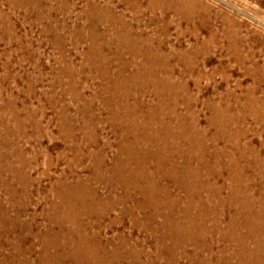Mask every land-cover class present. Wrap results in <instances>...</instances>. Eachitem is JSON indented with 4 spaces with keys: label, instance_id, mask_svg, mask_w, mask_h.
Returning a JSON list of instances; mask_svg holds the SVG:
<instances>
[{
    "label": "rangeland",
    "instance_id": "obj_1",
    "mask_svg": "<svg viewBox=\"0 0 264 264\" xmlns=\"http://www.w3.org/2000/svg\"><path fill=\"white\" fill-rule=\"evenodd\" d=\"M162 1L167 9L151 10L148 0H0V264H12L7 257L21 237L32 248L29 260L44 264L42 243H51L44 233L59 229L50 215L65 230L79 223L91 244L119 248L124 264L264 262L246 220L249 211L258 215L263 240L264 0ZM160 100L193 142L179 137L182 152L172 155L180 184L156 172L152 155L142 165L159 187L150 193L141 181L139 193L108 171L116 157L127 158L119 150L125 125ZM189 160L194 174L184 175ZM159 168L171 173L167 164ZM75 180L99 201L70 199L64 218L58 191ZM142 193L160 199L161 216L172 207L179 231L160 241L150 205L135 207Z\"/></svg>",
    "mask_w": 264,
    "mask_h": 264
},
{
    "label": "bare ground",
    "instance_id": "obj_2",
    "mask_svg": "<svg viewBox=\"0 0 264 264\" xmlns=\"http://www.w3.org/2000/svg\"><path fill=\"white\" fill-rule=\"evenodd\" d=\"M148 8L151 10H156L158 8H160L161 10L167 9L168 8V3H166L165 1L162 0H148ZM170 2V0H169ZM128 3V2H127ZM130 4V3H129ZM170 9V8H169ZM168 9V10H169ZM178 9H176L177 11ZM167 11V10H166ZM117 13V12H116ZM183 13V12H182ZM112 18V17H111ZM204 19V18H203ZM159 23V22H158ZM121 25V24H120ZM171 35V34H170ZM126 36V35H125ZM124 36V37H125ZM165 37V36H164ZM120 41V39H118ZM125 41V40H124ZM135 41V40H134ZM123 42V41H122ZM126 42V41H125ZM139 42V40H138ZM124 43V42H123ZM136 45V44H135ZM142 45V44H141ZM180 47V46H179ZM129 49V48H128ZM189 49V48H188ZM177 50V49H176ZM131 51V50H130ZM144 51V50H143ZM148 51V50H147ZM156 52V51H155ZM186 52V51H185ZM118 53V52H117ZM143 54V53H142ZM149 54V53H148ZM153 54V53H152ZM179 54V53H178ZM132 55V54H131ZM155 55V54H154ZM162 56V54H161ZM187 56V55H186ZM151 58V57H150ZM149 58V59H150ZM165 58V57H163ZM162 58V59H163ZM132 59V58H131ZM159 59V58H158ZM119 60V59H118ZM152 60V59H151ZM150 60V61H151ZM126 61V60H124ZM153 61V60H152ZM147 62V61H146ZM149 62V61H148ZM160 62V61H159ZM119 63V62H117ZM143 63V62H142ZM141 63V64H142ZM161 63V62H160ZM165 63V62H164ZM153 64V63H152ZM117 65V64H115ZM127 65H123L122 64V69L120 71H125ZM130 66V65H129ZM148 66V65H147ZM155 66V65H154ZM158 66V65H157ZM139 67V66H137ZM152 67V66H151ZM135 68V67H134ZM141 70L145 69V67L143 68V66L141 65ZM159 68V67H158ZM98 69V68H97ZM120 69V68H119ZM129 69V68H128ZM139 69V68H138ZM149 69V68H148ZM127 70V69H126ZM161 70V69H159ZM136 71V70H135ZM118 72V71H117ZM128 72V71H127ZM150 73H153V70L149 71ZM115 73V72H114ZM141 73V72H140ZM125 74V73H124ZM137 74V73H136ZM148 74V73H147ZM155 74V73H154ZM138 75V74H137ZM134 75L133 76H136ZM145 75V74H144ZM123 76V75H122ZM127 76V75H126ZM154 77V76H153ZM136 79V78H135ZM117 81V80H116ZM126 81V80H125ZM156 84H157V80ZM123 82V81H122ZM121 82V83H122ZM142 82V81H141ZM118 85V84H117ZM128 86V85H127ZM130 86V85H129ZM122 87V86H121ZM133 87V86H132ZM141 87V86H140ZM120 88V87H119ZM130 88V87H129ZM158 88V87H157ZM125 90V89H123ZM130 91V90H129ZM226 91V90H225ZM126 93V92H125ZM129 94V93H128ZM128 96V95H127ZM124 99V98H123ZM121 99V100H123ZM111 100V99H109ZM119 103V101H117ZM159 103L153 107H149L148 112H147V116L146 118H144L142 116L141 120L139 122L135 121H131L125 125L124 127V139H122V144L119 148L120 153L126 155L127 158H124L126 161H124V159L122 157H116L114 159L113 165L109 168V176L114 175L117 177V184L118 182L120 184H124V186H132L136 191H138L139 193H141L144 189V187H140L139 184L141 181H145L148 182V186L150 188V193L153 192L154 189H157L159 187V185L157 183H155L153 181V178L151 179L148 175L144 166L142 165V163H144L146 161V159H148L150 156L152 155H156L158 158V163L159 167L163 168V165L165 166L166 164L169 166V170H171V173L169 171H164L161 168H157L156 172H161L163 174L164 177H171V180L174 181V183L176 184H180L179 182V165L174 162V158L172 157V155L175 154H179L181 153V149L180 147H178V138L181 141L180 144L182 142H189L192 143L193 142V134H188L187 132H181L185 126H183V124L181 123L183 120L181 117L178 118H174L173 120V115L170 116V118H172V121L170 120V118L168 117V114L170 115L171 113H169L170 111L164 113V100H160L158 101ZM212 102V101H211ZM130 103V102H129ZM116 104V101H115ZM118 105V104H117ZM128 107V106H127ZM121 109V108H120ZM135 109V108H134ZM126 110V109H125ZM139 110V109H138ZM166 110V108H165ZM129 111V110H128ZM163 117L161 118V120H159V118H156L155 114L156 112L161 113ZM114 112V111H113ZM118 112V111H117ZM124 112V111H123ZM132 112V114H134V111H130ZM116 113V111H115ZM143 113V112H142ZM125 114V113H123ZM129 114V112H128ZM164 114L167 115V118H164ZM141 115V114H140ZM122 116V115H121ZM129 116V115H128ZM139 117V116H138ZM117 118V117H116ZM121 118V117H120ZM140 118V117H139ZM111 119V118H110ZM119 119V118H118ZM115 120V119H114ZM88 121V120H87ZM112 121V120H111ZM116 121V120H115ZM129 121V120H127ZM176 123H175V122ZM114 122V121H113ZM172 123L176 124V129L172 128ZM125 124V122L123 123ZM120 125V124H119ZM178 125L180 132H178ZM123 127V126H121ZM118 128V127H117ZM85 130V129H84ZM121 130V129H120ZM70 137V136H69ZM171 138L176 139L175 143H173L172 146H170L169 141ZM121 141V140H120ZM249 141V140H248ZM172 144V143H171ZM202 144V143H201ZM253 145V144H252ZM119 147V146H118ZM191 147V146H190ZM194 147V146H193ZM237 147V146H236ZM186 148V147H185ZM185 152V151H184ZM194 152V151H193ZM233 155V154H232ZM136 161H133V160ZM153 159V158H152ZM186 159H190L189 157H187ZM231 160V159H230ZM101 161V160H100ZM135 162V166L132 168V170H130L131 168L129 167L128 164H130V162ZM189 161H186L185 165L183 166V172L184 175H186L187 173H191L194 174V170H191V168L189 167L188 163ZM235 162V161H233ZM162 163V164H161ZM230 163V162H229ZM237 163V162H236ZM103 164V163H102ZM132 164V163H131ZM234 164V163H233ZM228 165V164H227ZM232 164H230L231 166ZM98 166V165H97ZM101 166V165H100ZM148 166V164H147ZM216 168V167H215ZM233 168V167H232ZM240 168V167H239ZM98 169V168H97ZM238 169V168H237ZM95 170V169H94ZM235 170V169H234ZM233 171V170H232ZM229 172V171H228ZM233 173V172H232ZM240 173V172H239ZM242 173V172H241ZM99 174V173H98ZM105 176V175H104ZM108 175H106L105 177H102V179H106ZM192 177V176H191ZM233 177V176H231ZM239 179V178H238ZM241 179V178H240ZM236 180V179H235ZM133 181V182H131ZM242 181V180H241ZM240 181V182H241ZM245 182V181H244ZM60 183V182H59ZM182 184V183H181ZM189 185V186H188ZM249 185V184H248ZM182 186H184L186 189L188 187H191V185L187 182L186 184H183ZM60 187H62L61 191H58V196H59V202L60 204H63V206L65 207V209H63V211L65 212L63 215L64 218H68V216H66V214L69 212V208L66 206L71 199L72 203V199H76L78 200V202L80 201L82 204L84 203H95L96 201L98 202L99 200H97L95 198V195L93 192L84 194L85 191L83 192V194L81 193L83 184L81 182H79V180H75L74 184H67L65 182V184L60 185ZM178 187V186H177ZM233 187V185H232ZM236 187V186H235ZM238 187V186H237ZM130 188V187H129ZM179 188V187H178ZM257 188V187H256ZM89 189V188H88ZM128 189V188H127ZM161 189V188H159ZM235 189V188H234ZM253 189V188H252ZM83 190H87V188ZM165 190V189H162ZM231 190V189H230ZM166 191V190H165ZM236 191V190H235ZM239 191V190H238ZM242 191V190H241ZM144 194V195H143ZM238 194V193H237ZM143 195V200L141 202H137V204L135 205L136 209L138 208H144L145 205H150L151 207V214H149L148 216V221L150 222L149 226L155 230V226H152V223L154 222V219H160L159 221H161V223H159V227H160V235L163 237L162 240H160L161 242L164 241L167 237L170 238L171 236H173V233L178 230V228L180 226H182V223H178V221H175V217L174 215L171 216L172 212H174V210L172 209V207L170 205L172 204H176L178 201L177 200H173L172 202H169L167 205H169L171 208L169 210V212H166L165 215L161 216V212L159 210V207L157 206L160 202V199H153L150 200L148 195L145 193H142ZM160 195V194H159ZM239 195V194H238ZM262 195V194H261ZM125 196V195H124ZM162 196V195H161ZM165 196V195H164ZM170 196V195H169ZM146 197V198H145ZM188 197L190 198L191 196L188 195ZM232 197V196H231ZM191 199V198H190ZM235 199V198H234ZM239 199V198H238ZM242 199V198H241ZM240 199V200H241ZM140 201V200H139ZM151 201V202H150ZM188 201V200H187ZM235 201V200H234ZM231 202V201H230ZM240 202V201H239ZM217 203V202H216ZM223 203V202H222ZM91 205V204H89ZM97 206V205H96ZM99 207L101 205H98ZM54 208H52V212H56V210H59L57 204L53 206ZM67 207V208H66ZM102 208H100L101 213L105 212V209L103 208V206H101ZM189 207V206H188ZM162 208V207H161ZM95 207L91 206L88 207L87 211H90L93 213ZM97 209V207H96ZM104 209V210H103ZM189 209V208H188ZM76 210V208H75ZM99 210V209H98ZM214 210V209H213ZM225 210V209H224ZM252 210V209H251ZM97 211V210H96ZM172 211V212H171ZM248 212V211H247ZM246 212V213H247ZM187 213V212H185ZM220 213V212H219ZM95 214H99V212L97 211V213ZM131 214V213H130ZM199 214V213H198ZM101 215V214H99ZM202 215V214H201ZM176 216V215H175ZM258 215L253 213L251 214L250 211L248 212L247 215V225H249L248 229H249V233L252 237L253 243L256 247L255 250H259V249H264V239H262V237H259L257 235L258 232H260L259 229V223H255V221H258ZM261 216V215H260ZM178 217V216H177ZM187 218L190 216H186ZM237 217L235 216H231L230 217V223L233 224V222L236 220ZM50 219V221L57 223L58 222V232L56 231V233H54V230L52 228L47 229V231L44 233V235L47 238V234L48 236H51V243L50 245H48V243L43 242L42 243V247H41V252L39 253V260L41 262H43L44 264H64V260H68L69 258V262L70 264H124V262H122L123 260L121 258H119L121 252L119 248L114 247H110V250H106L103 246V244L101 243H94L91 244L90 237H92V235H89L85 232L82 231V226L78 223H74V225H76L75 231L73 230H69V229H64L60 223H59V219L55 217H53L52 215H50V217L48 218ZM193 219V218H192ZM141 220V219H140ZM189 221H191V217L190 219H188ZM70 221V220H69ZM72 221V220H71ZM72 223V222H71ZM172 223V224H169ZM245 224V223H244ZM56 225V224H55ZM36 226V225H35ZM89 227V226H88ZM188 227V226H186ZM72 228V227H71ZM189 228V227H188ZM186 228V229H188ZM191 228V227H190ZM217 228V227H216ZM227 228V227H226ZM184 230V229H183ZM235 230V229H234ZM179 231V230H178ZM177 231V232H178ZM73 232H75L77 234V236L74 238L73 237ZM263 233V232H262ZM95 234V233H94ZM175 234V233H174ZM189 234V233H188ZM261 234V233H260ZM262 235V234H261ZM96 236V235H95ZM231 236V235H230ZM57 237H62V240L60 241H65V243L61 244L59 243L60 241H58ZM97 237V236H96ZM209 237V236H208ZM229 237V236H228ZM244 237V236H243ZM224 238V237H223ZM24 239V237L18 238V241L14 242V251L11 253V255H9L7 257V260L11 261L12 264H35L33 261L29 260V256L28 253L32 252V248L28 247V246H22L23 244L21 243V241ZM185 239V238H184ZM183 239V240H184ZM225 239V238H224ZM247 239V238H246ZM27 242V241H26ZM25 242V243H26ZM96 242V241H95ZM194 242V241H192ZM108 243V242H107ZM175 243V242H173ZM235 245V244H234ZM50 246V247H49ZM215 246V245H214ZM245 246V245H244ZM53 249V253H49L48 249ZM176 247H178L177 245H175L173 248L174 250L176 249ZM48 248V249H47ZM163 248V246H162ZM165 248V247H164ZM235 249V248H234ZM164 251H169V253L171 254L172 249H169L168 247L166 249H164ZM246 252V251H245ZM249 251H247V253H243L242 251L240 252V254L242 255V258H244L245 256L249 257L250 254L248 253ZM236 253V252H235ZM256 252L254 251L251 254H255ZM259 253V252H258ZM249 254V255H248ZM128 255V254H127ZM225 255V254H224ZM239 257V256H238ZM253 258V257H252ZM6 259V258H5ZM121 259V260H120ZM227 259V258H226ZM240 259V258H238ZM246 259V257H245ZM257 260H259L260 262H262V260L264 259V256H259L256 258ZM261 259V260H260ZM3 260V259H2ZM250 260V259H249ZM128 264H134L130 261H127ZM223 262V261H222ZM252 262V261H251ZM226 264H229L227 262H224ZM246 264H249L248 262H246ZM244 263V264H245ZM202 264H206V262H203ZM214 264V263H213ZM237 264H243L242 262H238ZM256 264H264V262L262 263H256Z\"/></svg>",
    "mask_w": 264,
    "mask_h": 264
}]
</instances>
